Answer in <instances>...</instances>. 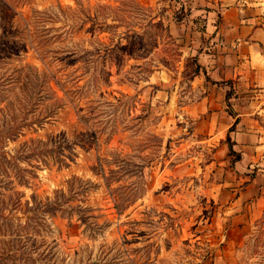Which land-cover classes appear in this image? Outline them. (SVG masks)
Wrapping results in <instances>:
<instances>
[{"label": "rangeland", "instance_id": "obj_1", "mask_svg": "<svg viewBox=\"0 0 264 264\" xmlns=\"http://www.w3.org/2000/svg\"><path fill=\"white\" fill-rule=\"evenodd\" d=\"M31 1L0 8L1 166L27 181L18 210L0 189L15 263L264 264V213L234 203L264 170V139L234 172L206 76L175 37L206 30L212 8Z\"/></svg>", "mask_w": 264, "mask_h": 264}, {"label": "crops", "instance_id": "obj_2", "mask_svg": "<svg viewBox=\"0 0 264 264\" xmlns=\"http://www.w3.org/2000/svg\"><path fill=\"white\" fill-rule=\"evenodd\" d=\"M188 3L191 11L208 7L218 16L201 33L184 24L177 25L175 37L185 55L198 58L209 76L206 81L211 93L206 102L214 110L212 116L220 117L221 127L226 128V135L231 134L235 143L233 150L239 158L230 160L232 170L244 174L251 166L248 163L251 155L256 156V161L263 152L257 142L264 139V0H190ZM196 35L200 36L199 41ZM230 91L235 96L228 102L226 97ZM236 121V130L230 133ZM227 149L230 153L229 145ZM260 171L249 179L246 189L234 202L244 204L253 200L246 204L250 213L244 217L248 221L264 213V170ZM244 179L241 176L239 180Z\"/></svg>", "mask_w": 264, "mask_h": 264}, {"label": "trees", "instance_id": "obj_3", "mask_svg": "<svg viewBox=\"0 0 264 264\" xmlns=\"http://www.w3.org/2000/svg\"><path fill=\"white\" fill-rule=\"evenodd\" d=\"M30 2H32V1L31 0H0V8H6V9H9V10L15 12L17 9L26 6ZM138 9H140V8L138 7ZM21 16H22V14H21ZM178 21H180V20L178 19ZM16 36H18V35L17 34L11 35V37H16ZM169 36L171 37V35H169ZM192 62H194V64L196 65V71H197L196 73H203L206 76V79L209 80L210 78H209V76H207L206 71H204L202 69L201 65L199 64L198 58H192ZM213 83L218 84L215 82H213ZM232 94L233 93L231 91L228 92L227 97H226V100L228 102L232 98ZM229 113L233 116L232 111H230ZM236 125H237V121L231 127L230 133L234 132L236 130ZM227 140H228V144L230 146V153L236 157L235 159H238L239 155H237V153L233 150V146L235 143L232 141V138L230 135L228 136ZM14 159H16V157H14ZM1 162H2V160L0 159V166L2 165ZM1 167H2V169L0 170V172H1L0 173V189H3L4 192H12V194L14 196L12 205L16 208V210H18L22 205V199L25 197L26 193L24 191L23 192L16 191V186L21 185V186L27 187V181L24 180V177L20 176L19 177L20 183H18L16 185L15 180L12 178V175L10 172V167L13 168L12 163L7 162L6 167H3V166H1ZM0 194L3 195V193H1V192H0ZM116 209L119 211V213H122V211H124L126 209V207H124L120 203L116 202ZM3 211L4 210H1V213H0L2 216H4V214H5L4 213L5 211L4 212ZM46 211H47V209H46ZM14 219H15V217H14ZM3 230H5V231L8 230V232L6 233ZM9 232H11V234ZM12 232H13L12 230L9 231L8 226L5 227L3 225H0V243L2 244V242H4L3 240L5 238L12 236ZM2 245L4 248L2 246H0V264H17V263H15L16 255H15L14 251H12V247L5 251L6 245H4V244H2ZM1 251H2V253H1ZM20 260L21 259H19L18 261H20Z\"/></svg>", "mask_w": 264, "mask_h": 264}]
</instances>
